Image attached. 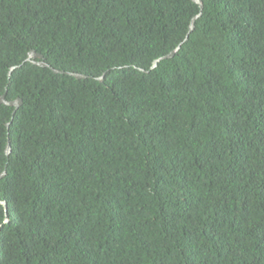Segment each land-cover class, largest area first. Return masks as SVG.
<instances>
[{
    "label": "trees",
    "instance_id": "1",
    "mask_svg": "<svg viewBox=\"0 0 264 264\" xmlns=\"http://www.w3.org/2000/svg\"><path fill=\"white\" fill-rule=\"evenodd\" d=\"M202 2L150 70L193 0H0V264H264V0Z\"/></svg>",
    "mask_w": 264,
    "mask_h": 264
},
{
    "label": "water",
    "instance_id": "2",
    "mask_svg": "<svg viewBox=\"0 0 264 264\" xmlns=\"http://www.w3.org/2000/svg\"><path fill=\"white\" fill-rule=\"evenodd\" d=\"M193 1L200 6L201 10H200V13L198 15H196L195 17H193V19L191 20V23L189 25L188 33L186 34L184 40L173 51H171L167 55H164V56H162V57L154 60V62L152 63V66H151V69L150 70H153L154 68H156L160 61L173 58L178 53V51L180 50L182 44L185 41L188 40L189 35L194 31V29H195V21L201 16V12H202V9H203V2H202V0H193ZM36 59H38V61H36ZM26 61H32L34 64H36L38 66H41V67H50L52 69V71H54V73L68 74V75L74 76V77H76L78 79H85V78H87V76L84 75V74L73 73V72H65V71H61V70H57V69L52 68L48 63H46L44 56L41 55V54L36 53L35 51H31L28 54V58H27ZM19 67L20 66H14V67H12L10 69V71H9V77H10L11 73L16 68H19ZM99 80L102 81V78H99ZM6 93H7V90H5V94L4 95L0 96V102L2 104L8 105L10 107H14L15 108V110L13 111V115H14L15 112H16V110L22 105V100L19 98V99L13 100V101H8L6 99ZM9 125H10V122L7 123V128H9ZM5 153H6V155H9L11 153V146H10V143L9 142L7 143ZM5 174H6L5 171H3L2 173H0V179L3 178L5 176ZM0 204H2L5 207V209H6V202L5 201H1L0 200ZM7 221H8V219L6 218L5 219V222H7Z\"/></svg>",
    "mask_w": 264,
    "mask_h": 264
}]
</instances>
